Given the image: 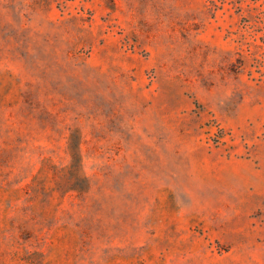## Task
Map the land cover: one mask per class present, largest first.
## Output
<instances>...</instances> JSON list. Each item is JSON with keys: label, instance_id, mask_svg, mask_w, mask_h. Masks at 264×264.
<instances>
[{"label": "rangeland", "instance_id": "1", "mask_svg": "<svg viewBox=\"0 0 264 264\" xmlns=\"http://www.w3.org/2000/svg\"><path fill=\"white\" fill-rule=\"evenodd\" d=\"M0 264H264V0H0Z\"/></svg>", "mask_w": 264, "mask_h": 264}]
</instances>
